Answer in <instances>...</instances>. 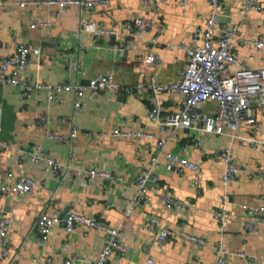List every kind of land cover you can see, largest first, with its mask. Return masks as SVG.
Segmentation results:
<instances>
[{"label": "crops", "instance_id": "obj_1", "mask_svg": "<svg viewBox=\"0 0 264 264\" xmlns=\"http://www.w3.org/2000/svg\"><path fill=\"white\" fill-rule=\"evenodd\" d=\"M142 0H108L105 5L88 10L87 18L98 27L119 29L121 23L136 16L153 18L156 26L161 25V43L152 48L163 57L159 66L144 63L137 57L147 54L150 47L144 40L131 37L123 55L107 47L113 41L123 40V36L104 37L96 47L89 32H79L78 9L75 6L59 8L45 3H29L20 7L13 0H2L0 4V55L13 54L15 42H23L30 49L40 48V53L30 54V64L23 77L29 81H43L51 84L73 83L78 80L87 84L90 77L98 72L111 71L114 80L121 83H134L141 78L147 81L155 74L159 81L168 83L180 79L185 66L183 50L168 49L167 42L192 44V33L196 27L203 28L207 12V0H188L182 9L176 0H164L159 14L145 9ZM241 0H223L226 16L219 18L218 26L235 22L240 14ZM264 6V0H259ZM49 20L48 26L30 28L34 21ZM155 28L146 33L150 36ZM264 38V11H249L238 26V33L231 43V51L238 59L246 61L252 69L264 68V50L257 51L251 46L243 47L240 39ZM83 46L84 51L78 54ZM71 52L74 62L81 61L77 75L66 71V53ZM249 56L252 58L249 59ZM64 101L58 107H46L44 92H33L29 98L20 99L18 89L0 84V139L7 141L12 149L0 153V186L12 185L21 175L33 177L37 181L31 194L5 196L7 213L11 217L9 234V258L0 256V264H35L33 258L43 264H59L62 258L60 244L68 238L71 251L86 261L97 259L103 245L101 232L76 225L70 234H66L64 224L53 226L48 241L40 246L26 238L35 218L45 204L50 203L48 213L63 218L65 209L73 205L81 215H93L101 212L104 222L109 226L120 223L121 233L125 236V255L112 254L105 264H146L144 245L151 240L152 234L146 227V219L155 217L158 225L170 229V235L152 251L154 264H213L215 250L211 244L199 248L183 240L180 230L197 234L210 243L218 238L219 226L211 215V209L219 206L223 188L220 178L221 165L214 160L215 150L230 146L234 161L242 171L237 173L233 183L228 185L227 219L223 229V244L231 251H240L257 257H264V224H258L256 231H246L245 220H256L247 214V208L264 204V153L252 149L247 140L255 138L264 141V106H255L254 114L258 121L255 131L239 125L236 137L212 133L176 129L169 139L166 150L195 161L200 166L199 185L191 183L190 171H166L158 169L159 187L148 183L149 191L144 202L129 217L123 218V210L128 198L134 191L133 182L140 171L147 167L148 161L156 151L154 141H136L132 138L112 136L114 128L124 130H142L162 135L155 122L147 118V109L152 96L144 92L140 97L114 95L108 91L92 98H85V107L79 114L72 113L71 93L63 95ZM180 95L161 92L158 100L163 117H176L179 113ZM202 112L214 114L217 103L211 100L200 105ZM38 116L49 120V130L53 133L67 134L75 127L76 136L70 144L46 139L34 122ZM62 117V120L59 118ZM123 121L124 126L120 125ZM107 133L101 136L100 132ZM38 147L39 154H49L56 160L66 162L68 151H72V164L76 168L94 166L97 169L110 170L122 175L128 182L124 187L119 184L108 185L100 180H90L85 175L73 179L71 175L58 176L46 172L41 165L20 162L17 152L31 153ZM159 193L189 201L184 211L165 209ZM93 202V206L90 205ZM1 215V211H0ZM50 258V262L45 259ZM230 264H244L237 256H229ZM74 264H86L80 260ZM257 264V263H251Z\"/></svg>", "mask_w": 264, "mask_h": 264}, {"label": "built area", "instance_id": "obj_2", "mask_svg": "<svg viewBox=\"0 0 264 264\" xmlns=\"http://www.w3.org/2000/svg\"><path fill=\"white\" fill-rule=\"evenodd\" d=\"M164 0H142V7L149 9L154 14H159ZM2 0H0L1 4ZM182 8L189 4L188 0H176ZM15 5L24 7L29 3H45L58 6L59 8L75 6L78 9V29L79 32H89L92 34L96 47L99 41L104 37L123 36L121 41H113L107 44V47L119 55H123L129 45V38L134 37L145 41L150 47L147 54L143 57H137L139 61L159 66L162 64L161 54L153 52L152 48L161 43L160 36L163 30L161 25L156 26L153 18L136 16L121 23L119 29L109 27H98L89 21L87 12L89 9L105 5L108 0H13ZM249 11H264V6L259 0H241L240 14L235 22H227L218 26L219 18L226 16L223 0H207V12L204 27H196L192 33V44L167 42L168 49L178 48L185 53V66L181 70L180 79L163 83L153 74L149 80L143 81V73H139L138 79L134 83H121L114 80L111 71L98 72L90 77L87 84H81L78 80L73 83L60 82L51 84L49 82L35 81L31 82L23 77L30 64V54L33 51L40 53V48H33L23 43L15 42L13 45V54L0 55V84L9 85L18 89L20 99L29 98L33 92H44L46 107H58L64 101L63 95L71 93L72 113L79 114L85 107V98H92L99 93L108 91L114 95H129L140 97L144 92L150 93L152 103L147 109V118L158 127L161 137L154 133L142 130H124L114 128L112 136L132 138L136 141L148 140L154 141L156 151L148 161L147 167L143 168L133 182L134 191L127 200V205L123 210V218L129 217L132 212L141 205L149 191L148 183H153L155 189L159 187L158 169L163 168L166 171H190L192 173L191 183L194 187L199 185L200 166L195 161L186 157L179 156L166 150L169 139L174 135L176 129L184 128L190 131L203 133H212L216 135L227 136L232 139L236 137L235 130L239 125H243L252 131L258 127V121L254 114L255 106H264V68L252 69L246 61L238 59L236 54L231 51V43L238 26L242 23ZM50 21H34L29 27L48 26ZM155 28L152 35L146 36V33ZM239 43L243 47L251 46L257 51L264 50V38L258 36L252 39H240ZM84 51L83 46L78 49V54ZM252 57L249 56V59ZM81 61L74 62L71 52L66 53V71L69 75H77L80 71ZM161 92H171L180 95L179 113L176 117H163L162 108L158 100V94ZM214 101L217 103V110L214 114L202 112L200 105L205 101ZM62 120V117L59 118ZM37 125L43 132L46 139L54 140L59 143L70 144L75 138L76 132L73 126L67 134L53 133L49 130V120L45 116H38L34 122L27 123ZM120 121V125L124 126ZM101 136L107 133L100 132ZM247 140L252 149L260 150L264 153V141L255 138H241ZM12 149L11 145L0 139V153ZM38 147L31 153L17 152V159L20 162L29 160L30 163L41 165L46 172L58 176L71 175L77 179L85 175L90 180H100L108 185L119 184L127 187L129 184L122 175L115 174L110 170L97 169L94 166L76 168L73 166V152L68 151V160L61 162L49 154H39ZM214 160L221 165L223 172L220 178V184L223 188L219 206L211 209L212 217L219 226L218 238L210 243L206 238L194 233L180 230L181 238L199 248L211 244L215 250V260L213 264H230L229 256H237L243 260L244 264H264V257H257L252 254H245L240 251L228 250L223 244V229L227 219L228 200L227 187L236 179L237 173L242 168L235 163L231 147L225 146L219 148L213 153ZM264 179L262 172L257 173ZM37 185L36 179L27 175L19 176L12 185L0 186V256L9 258V234L11 230V217L7 213L5 206V196L9 192L20 196L31 194ZM158 198L165 209L184 211L189 208V201L174 198L166 193H159ZM93 206V202H90ZM50 203L42 207L40 213L35 218L30 227L26 238H30L37 245H44L50 236L53 226L63 221L66 234H70L76 225H82L89 229L101 232L104 235L103 245L97 259L86 261L71 251V243L68 238L60 244L62 258L59 264H74L80 260L86 264H105L109 257L116 253L125 255V236L120 231V223L117 226H109L104 222V216L101 212L93 215H81L77 213L73 205H69L63 214V218L50 215L48 209ZM249 216L256 217V220H245L244 228L246 231H256L258 224H264V204L254 205L247 208ZM146 227L152 234L151 240L144 245L146 254V264H154L152 251L156 245L162 244L170 235V229L166 226L158 225L157 219L153 216L146 219ZM50 262V258L45 259ZM35 264H43L37 258H33Z\"/></svg>", "mask_w": 264, "mask_h": 264}, {"label": "water", "instance_id": "obj_3", "mask_svg": "<svg viewBox=\"0 0 264 264\" xmlns=\"http://www.w3.org/2000/svg\"><path fill=\"white\" fill-rule=\"evenodd\" d=\"M63 222V221H62Z\"/></svg>", "mask_w": 264, "mask_h": 264}]
</instances>
